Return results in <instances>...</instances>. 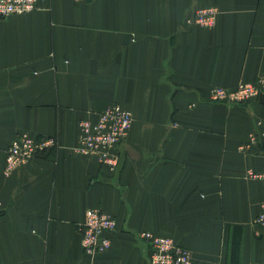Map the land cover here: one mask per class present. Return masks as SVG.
<instances>
[{"label": "crops", "instance_id": "1", "mask_svg": "<svg viewBox=\"0 0 264 264\" xmlns=\"http://www.w3.org/2000/svg\"><path fill=\"white\" fill-rule=\"evenodd\" d=\"M217 10L212 26L189 25ZM264 75V0H49L0 19V264H150V232L193 264H264V92L213 103ZM132 113L117 169L74 152L80 123ZM21 133L58 145L4 173ZM118 222L108 251L80 225Z\"/></svg>", "mask_w": 264, "mask_h": 264}, {"label": "built area", "instance_id": "2", "mask_svg": "<svg viewBox=\"0 0 264 264\" xmlns=\"http://www.w3.org/2000/svg\"><path fill=\"white\" fill-rule=\"evenodd\" d=\"M49 0H0V19L12 15H25L39 8L41 2ZM78 3L92 0H75ZM217 10L204 7L194 11L186 21L189 25L212 26ZM264 92V75L255 83H239L234 89L213 88L210 100L225 105L244 104L256 99ZM132 113L121 105H113L99 113L96 121L83 120L80 123L79 143L73 150L83 156L94 157L101 165L115 170L120 163L118 147L125 141L131 130ZM54 136H34L21 133L8 147L4 173L10 175L16 169L41 156L45 151L57 146ZM254 225L264 228V204L254 220ZM118 222L108 212L92 208L86 211L80 225L84 252L88 255L108 251L112 245L111 235L117 231ZM149 246L150 264H193L189 249L173 239L150 232L140 235Z\"/></svg>", "mask_w": 264, "mask_h": 264}]
</instances>
